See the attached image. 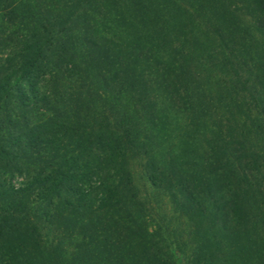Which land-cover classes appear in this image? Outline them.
<instances>
[{"label": "trees", "instance_id": "trees-1", "mask_svg": "<svg viewBox=\"0 0 264 264\" xmlns=\"http://www.w3.org/2000/svg\"><path fill=\"white\" fill-rule=\"evenodd\" d=\"M243 1L238 52L261 75L235 66L210 103L187 8L226 18L218 0H0L22 36L0 64V170L32 169L0 174V264H264V0ZM38 70L48 94L23 85Z\"/></svg>", "mask_w": 264, "mask_h": 264}, {"label": "rangeland", "instance_id": "rangeland-1", "mask_svg": "<svg viewBox=\"0 0 264 264\" xmlns=\"http://www.w3.org/2000/svg\"><path fill=\"white\" fill-rule=\"evenodd\" d=\"M219 7L222 8L221 13L225 15L226 18L220 17L215 14H205L200 10L199 5L189 4L188 11L193 16L194 26L196 25L197 30L200 32L202 39L207 44V47L203 51H199L196 58L201 62V69L196 71V74L201 75L202 78L199 82L200 93H203L204 99L209 100V102H214L215 98L219 96L221 89L225 90L230 88V85L234 84V71L233 68H239V73L242 74V80L247 78L243 64L246 67H251L254 71V75H261V71H258V62L253 61L246 54H240L238 52L240 48V35L238 32V26L244 24L252 23L255 18V12L247 3L243 0H218ZM61 12L63 5H58ZM56 9V8H55ZM65 14V12H64ZM86 21L80 19L78 26L80 28L86 27ZM21 34H16L14 29L11 27L8 14H0V64H2L8 56H11L14 50L19 49ZM264 43V42H262ZM260 42L256 52L261 53L262 44ZM263 53L253 56L255 59L259 58ZM174 58L171 56L167 58V61L171 64ZM155 73H158V78L162 80L163 70L161 66L156 67ZM174 77V75H173ZM255 78V76L252 78ZM173 79V80H172ZM252 81L247 84V88H242V85L236 87V93L233 97L238 99V103L241 105V110H247L248 104L251 106L252 102L249 99V95L252 92L253 86ZM174 78L169 79L166 87V96H169ZM22 83V82H21ZM27 84H32L36 87L41 94H48V75L44 70H38L31 73L28 78L23 82L26 87ZM220 86V88L218 87ZM203 99V98H202ZM36 108L33 114L30 115L31 126L33 127L36 123H40L43 117H41L38 112L39 108ZM210 110H216V106H209ZM220 106L217 107V110ZM7 169V171L1 169L0 174L4 177L5 181L10 182L14 187L19 188L26 186L30 179V173L32 171L25 169L22 166L20 170ZM39 192V191H38ZM53 213L52 208L49 207L47 217H51ZM51 220L44 221L41 227V233L45 236V241H47L46 246L50 244L55 245L56 243V230L55 225H52ZM38 252V251H37Z\"/></svg>", "mask_w": 264, "mask_h": 264}]
</instances>
